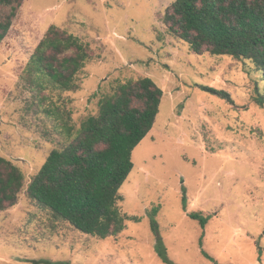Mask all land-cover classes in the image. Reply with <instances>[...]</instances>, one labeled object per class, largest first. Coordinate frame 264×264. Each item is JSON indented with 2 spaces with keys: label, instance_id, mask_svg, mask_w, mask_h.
<instances>
[{
  "label": "rangeland",
  "instance_id": "obj_1",
  "mask_svg": "<svg viewBox=\"0 0 264 264\" xmlns=\"http://www.w3.org/2000/svg\"><path fill=\"white\" fill-rule=\"evenodd\" d=\"M174 1H22L0 45V155L25 174L18 202L0 210V264H169L158 239L173 264H264L263 73L248 59L195 53L164 21ZM8 9L0 5V14ZM51 25L90 47L77 90L42 87L28 73ZM142 77L163 98L120 190L119 207L139 220L100 239L56 216L28 187L49 154L98 113L101 98ZM193 211L209 217L205 227Z\"/></svg>",
  "mask_w": 264,
  "mask_h": 264
},
{
  "label": "trees",
  "instance_id": "obj_2",
  "mask_svg": "<svg viewBox=\"0 0 264 264\" xmlns=\"http://www.w3.org/2000/svg\"><path fill=\"white\" fill-rule=\"evenodd\" d=\"M22 1L0 0L1 6L9 8L0 14V45ZM164 21L195 53L248 59L264 76V0H175ZM91 59L90 47L81 37L51 25L27 70L31 76L36 74L42 87L77 90L78 75ZM202 87L231 101L226 91ZM162 98L163 89L151 77L120 83L113 94L100 99L98 113L82 122L69 144L49 154L29 184V195L91 236L105 239L123 232L127 220L139 218L119 207L123 199L120 190L133 170V151L154 127ZM24 183L22 169L0 155V210L18 202ZM183 201L186 210V195ZM188 214L203 227L209 219L197 211ZM152 228L157 229L155 220ZM156 250L165 262L173 264L161 239Z\"/></svg>",
  "mask_w": 264,
  "mask_h": 264
}]
</instances>
